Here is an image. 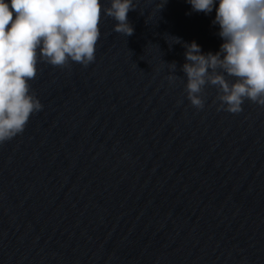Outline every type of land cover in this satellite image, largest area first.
I'll use <instances>...</instances> for the list:
<instances>
[{"label": "water", "instance_id": "95a60500", "mask_svg": "<svg viewBox=\"0 0 264 264\" xmlns=\"http://www.w3.org/2000/svg\"><path fill=\"white\" fill-rule=\"evenodd\" d=\"M134 3L89 66L38 65L43 108L0 144V264H264V107L185 92L184 45L224 42L215 7Z\"/></svg>", "mask_w": 264, "mask_h": 264}, {"label": "clouds", "instance_id": "9594fccd", "mask_svg": "<svg viewBox=\"0 0 264 264\" xmlns=\"http://www.w3.org/2000/svg\"><path fill=\"white\" fill-rule=\"evenodd\" d=\"M195 12L209 14L224 41L218 52H201L185 44V92L197 110L205 107V88L217 95V110L240 113L245 100L264 107V0H187ZM218 4V6H217ZM163 4L159 5L162 7ZM134 0H0V144L23 133L43 105L32 91L41 62L65 68L84 67L96 59L103 15L113 18V31L131 36L128 13ZM172 43L180 38L172 37ZM175 72V62L169 64ZM234 78L229 80L228 78ZM176 75L170 74L169 81Z\"/></svg>", "mask_w": 264, "mask_h": 264}]
</instances>
